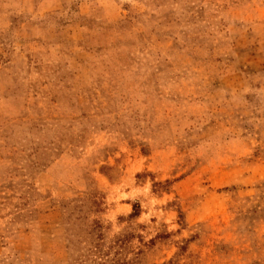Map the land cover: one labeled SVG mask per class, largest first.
Returning a JSON list of instances; mask_svg holds the SVG:
<instances>
[{
	"label": "rangeland",
	"instance_id": "rangeland-1",
	"mask_svg": "<svg viewBox=\"0 0 264 264\" xmlns=\"http://www.w3.org/2000/svg\"><path fill=\"white\" fill-rule=\"evenodd\" d=\"M0 264H264V0H0Z\"/></svg>",
	"mask_w": 264,
	"mask_h": 264
}]
</instances>
